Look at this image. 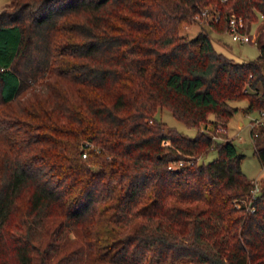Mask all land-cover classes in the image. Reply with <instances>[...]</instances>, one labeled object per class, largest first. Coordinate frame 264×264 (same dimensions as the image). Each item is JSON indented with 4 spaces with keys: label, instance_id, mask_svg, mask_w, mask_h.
Instances as JSON below:
<instances>
[{
    "label": "trees",
    "instance_id": "1",
    "mask_svg": "<svg viewBox=\"0 0 264 264\" xmlns=\"http://www.w3.org/2000/svg\"><path fill=\"white\" fill-rule=\"evenodd\" d=\"M204 8L208 29L181 34ZM230 13L246 29L264 0L0 9V264H264V184L252 209L236 207L252 186L242 154L205 131L226 126L232 100L264 110V39L235 61L208 34ZM161 108L201 129L180 133ZM263 133L252 144L264 168Z\"/></svg>",
    "mask_w": 264,
    "mask_h": 264
},
{
    "label": "rangeland",
    "instance_id": "2",
    "mask_svg": "<svg viewBox=\"0 0 264 264\" xmlns=\"http://www.w3.org/2000/svg\"><path fill=\"white\" fill-rule=\"evenodd\" d=\"M8 1L9 0H0V5L5 2L8 4L10 2ZM207 7L209 8V6ZM214 16H216V14ZM208 18H211L210 14H208L206 17L193 19L191 22L182 23L180 33L186 35L187 37H192L199 30H207L208 26L206 24V20ZM245 30L253 36L254 41H232L226 30H223L221 33L209 30L208 34L215 50L221 52L227 57H231L235 61H241L254 59L257 56V47L260 41L264 39V20L260 17H257L254 21H250L246 25ZM230 103L233 106H236L237 110L234 111L228 118L226 126H216L213 128L211 126H204L205 131L214 140H231L237 152L242 154V158L239 162L242 173L248 180L257 181L258 188L260 190L264 184V168L260 166L256 156L253 153L252 139L254 138V134L258 131V129L261 128L264 130V110L242 112L240 108L244 107L246 104L245 99L232 100ZM155 115L167 126L173 127L175 130L186 136H193L197 128L201 129V126L194 127L185 125L181 121L174 118L165 108L157 110ZM207 124L209 123L207 122L206 125ZM250 131L252 134H250ZM262 135H264V133L258 134V138L260 139ZM214 156L215 151L211 149L196 160L197 162L205 163L211 160ZM175 166L178 165L175 163L172 167ZM262 198L264 200V192L262 194ZM241 204H244V202ZM239 205L240 204H237L236 207H239Z\"/></svg>",
    "mask_w": 264,
    "mask_h": 264
},
{
    "label": "built area",
    "instance_id": "3",
    "mask_svg": "<svg viewBox=\"0 0 264 264\" xmlns=\"http://www.w3.org/2000/svg\"><path fill=\"white\" fill-rule=\"evenodd\" d=\"M207 15H208V12L204 8L200 11V15L198 14L193 15V19H198L199 17H206ZM226 32L229 34L230 39L232 41H237V42L254 41L253 36L249 34L245 29H243V21L241 17L236 16L232 13H230L227 16ZM81 155L84 156L85 154L82 153ZM175 163L177 165H180L182 163V160H177L175 162H172L171 163L172 165L170 164L169 167H172L173 164ZM251 182H252V186L249 192V196L246 198V200H240L239 202H237L236 205L244 202L245 208L252 209V208H249L250 200H252L258 194L259 188H258L257 181L254 180Z\"/></svg>",
    "mask_w": 264,
    "mask_h": 264
},
{
    "label": "crops",
    "instance_id": "4",
    "mask_svg": "<svg viewBox=\"0 0 264 264\" xmlns=\"http://www.w3.org/2000/svg\"><path fill=\"white\" fill-rule=\"evenodd\" d=\"M9 1H10V0H9ZM9 1H8V2H9ZM6 3H7V2H5V3L1 4V5H0V9H1V8H2V6H3V5H5ZM205 126H208V127H210V125H209V124H207V125H205Z\"/></svg>",
    "mask_w": 264,
    "mask_h": 264
}]
</instances>
